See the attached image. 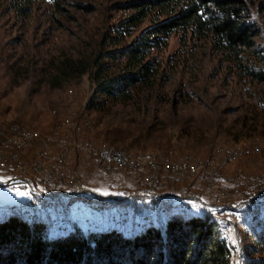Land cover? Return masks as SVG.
<instances>
[{
	"label": "rangeland",
	"instance_id": "rangeland-1",
	"mask_svg": "<svg viewBox=\"0 0 264 264\" xmlns=\"http://www.w3.org/2000/svg\"><path fill=\"white\" fill-rule=\"evenodd\" d=\"M58 1L32 0L22 9L15 0H0V123L24 127L36 141L26 149L25 166L9 169L23 173L38 193L14 199L25 191L9 190L4 183L11 173L0 168V218L10 213L39 218L48 236L73 228L83 233L114 228L131 235L148 225L161 227L173 214L204 213L216 221L231 264H240L246 233L257 219L264 220V84L238 80L208 37L182 38L175 31L151 51L169 75L151 96L136 104L87 110L91 86L85 74L49 88L38 69L52 55L92 51L101 33H109L108 27L128 14L124 3L129 0ZM244 1L257 26L253 45L264 47V0ZM148 23L145 18L121 43ZM68 121L77 124L62 125ZM59 136H77V141L132 156L153 152L156 167L132 171L108 163L105 168L96 157L73 148L56 166L55 156H62V149H56ZM41 145L52 148L41 153L36 149ZM69 153L93 160L104 174L119 167L123 183L97 193L66 170ZM197 173H214L217 181ZM143 191L160 197L141 199ZM164 195L171 198L166 201Z\"/></svg>",
	"mask_w": 264,
	"mask_h": 264
},
{
	"label": "trees",
	"instance_id": "trees-1",
	"mask_svg": "<svg viewBox=\"0 0 264 264\" xmlns=\"http://www.w3.org/2000/svg\"><path fill=\"white\" fill-rule=\"evenodd\" d=\"M30 1L15 0L22 9ZM124 5L128 14L101 33L92 51L48 57L38 69L41 81L57 88L85 74L91 86L87 110L136 104L169 77L152 49L180 31L182 38L208 37L238 80L264 84V47L253 45L257 26L244 0H129ZM145 18L149 23L121 43ZM217 229L207 214H173L161 227L148 225L131 235L114 228L86 233L73 228L48 236L39 218L10 213L0 218V264H231V251ZM246 238L240 264H264V220L257 219Z\"/></svg>",
	"mask_w": 264,
	"mask_h": 264
},
{
	"label": "bare ground",
	"instance_id": "bare-ground-1",
	"mask_svg": "<svg viewBox=\"0 0 264 264\" xmlns=\"http://www.w3.org/2000/svg\"><path fill=\"white\" fill-rule=\"evenodd\" d=\"M0 136H5L6 138L15 139V140H11V142L9 144L5 143L3 140H0V151H1V153L13 154L14 151L19 153V155H17V157H6L5 159H1L0 160V168L9 169L11 167H17V168L24 167L26 163L22 160H24L25 152H26L27 147H29V145H27L25 142H22L20 140L26 139L27 136L33 137L32 133L29 130H27L26 128L21 127L20 125H17V124L0 123ZM76 141H77V136H76ZM79 141L85 142V141H81V140H79ZM98 148H100V149H112L116 153H118L120 155V157H125L126 159L130 160V161H127V163H125V161H123V160H107L106 164H108V163L119 164V165H122V166L132 170V171H135L142 166H145V167H148L151 169L156 167V157H155V154H153V152L145 151V152H141V153L137 154L136 156H132L128 153L121 152L120 150L113 148V147L105 146V147H98ZM73 149H80L84 152L83 148H73ZM86 153L96 157L97 159L102 161L103 164H105L104 158L99 157V152L90 151V152H86ZM35 162H37V161H35ZM151 163H153V164H151ZM197 170H198V167H197ZM212 174H214V173H212ZM22 176H23V173H22ZM147 176H148V172H147ZM26 180H27V178H26ZM30 186H31V181H30ZM32 195H38V194H32Z\"/></svg>",
	"mask_w": 264,
	"mask_h": 264
},
{
	"label": "built area",
	"instance_id": "built-area-1",
	"mask_svg": "<svg viewBox=\"0 0 264 264\" xmlns=\"http://www.w3.org/2000/svg\"><path fill=\"white\" fill-rule=\"evenodd\" d=\"M63 123H72V125H76V123L73 121L62 122V124ZM57 139L61 140V147L56 148V149H62V156H55V165L56 166L62 160L63 153L66 152L70 148H83L85 153L90 152V151L99 152V157L104 158L105 168H106L107 160H123V161H125V163H127V161H130V160L126 159L125 157H120V155L112 149H100V148L94 146L93 142L76 141V136H69V137H60L59 136V138H57ZM0 140H3L5 143L9 144L11 142V140H15V139L6 138L5 136H0ZM20 141L25 142L29 146H33L34 142H35L34 138L31 136H27L26 139L20 140ZM42 148H52V147H50V145L49 146H42L41 145L40 147H38L36 149H41V153H42ZM17 155H19V153L15 152V151L13 154H4V153H1V151H0V160L5 159L6 157H17ZM31 162L32 163H38V162H35L34 160ZM151 164H153V163H151ZM175 167H178V166H175ZM195 171H197V166H195ZM4 172L11 173V177L8 178L4 183L9 190L25 191V193H28L29 196H32V194H38L35 191V189L33 188V186H30V181H27L26 178L22 176V173L20 171H15V169H6ZM198 175H202L206 178H209L210 180H214L215 182L217 181L215 174L206 173V174H198ZM146 176H147V174H146ZM75 185L76 184L73 183V187H75ZM42 197H47V196L43 195ZM139 197L141 199H143V198L160 197V196L156 195L154 192H144L143 191L139 195ZM169 198H171V197L168 195L162 196V199H166V201ZM229 207L230 206L224 207V208H229ZM210 215H213V214L210 213Z\"/></svg>",
	"mask_w": 264,
	"mask_h": 264
},
{
	"label": "crops",
	"instance_id": "crops-1",
	"mask_svg": "<svg viewBox=\"0 0 264 264\" xmlns=\"http://www.w3.org/2000/svg\"><path fill=\"white\" fill-rule=\"evenodd\" d=\"M66 159V170L78 174L80 178H83L82 181L90 187V189H94L99 194H106L108 191H113L110 189L116 188L118 184L123 183L122 181H124L122 170L119 167H115L113 170L114 172L110 171L108 174H104L103 172L98 171L94 166L93 160L88 159L80 153H69ZM47 165H50L49 160ZM86 168L89 170V173L86 177H83L82 175L86 172ZM99 177H101L102 180L99 179ZM18 193L20 192L15 193L13 198L23 201L24 195H19Z\"/></svg>",
	"mask_w": 264,
	"mask_h": 264
},
{
	"label": "snow or ice",
	"instance_id": "snow-or-ice-1",
	"mask_svg": "<svg viewBox=\"0 0 264 264\" xmlns=\"http://www.w3.org/2000/svg\"><path fill=\"white\" fill-rule=\"evenodd\" d=\"M19 195H26V193H18ZM235 242V241H234Z\"/></svg>",
	"mask_w": 264,
	"mask_h": 264
},
{
	"label": "water",
	"instance_id": "water-1",
	"mask_svg": "<svg viewBox=\"0 0 264 264\" xmlns=\"http://www.w3.org/2000/svg\"><path fill=\"white\" fill-rule=\"evenodd\" d=\"M84 192H85V193H87V192H89V191H87V190H84Z\"/></svg>",
	"mask_w": 264,
	"mask_h": 264
}]
</instances>
